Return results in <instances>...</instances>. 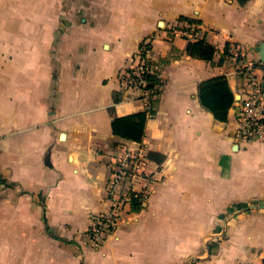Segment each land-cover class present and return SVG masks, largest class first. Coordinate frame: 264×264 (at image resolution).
<instances>
[{
	"label": "crops",
	"instance_id": "0c3cea01",
	"mask_svg": "<svg viewBox=\"0 0 264 264\" xmlns=\"http://www.w3.org/2000/svg\"><path fill=\"white\" fill-rule=\"evenodd\" d=\"M188 25L212 60L188 53L196 39L168 38ZM147 36L160 66L149 107L118 80ZM226 45L259 61L264 0H0V264L259 263L264 141L235 136L242 89ZM218 75L233 95L222 121L197 97ZM149 109L138 140L112 132L115 117ZM120 143L143 148L154 180L94 245L86 231L108 209Z\"/></svg>",
	"mask_w": 264,
	"mask_h": 264
},
{
	"label": "built area",
	"instance_id": "2783aa9c",
	"mask_svg": "<svg viewBox=\"0 0 264 264\" xmlns=\"http://www.w3.org/2000/svg\"><path fill=\"white\" fill-rule=\"evenodd\" d=\"M168 38L182 35L190 40L197 38L191 26H172ZM152 39L143 38L130 57L127 67L119 71L118 80L124 90L138 91L149 102L156 95V85L148 87L149 76L159 77V63L152 59ZM227 57L233 62L234 74L241 82L242 97L237 102L235 136L240 140L264 141V65L246 58L242 47H229ZM146 155L142 147L120 143L108 162L109 177L105 183L108 209L92 216L87 229L90 241L97 245L110 236L119 224L120 217L128 212L133 202L143 204L153 173L144 170ZM142 181L139 189L136 184ZM256 264H264V258Z\"/></svg>",
	"mask_w": 264,
	"mask_h": 264
},
{
	"label": "trees",
	"instance_id": "16d2710c",
	"mask_svg": "<svg viewBox=\"0 0 264 264\" xmlns=\"http://www.w3.org/2000/svg\"><path fill=\"white\" fill-rule=\"evenodd\" d=\"M188 22H192L187 18ZM228 46L224 49V55L228 54ZM215 52V47L199 38L190 42L188 53L192 57L212 60ZM150 82L148 87H152L157 81L155 76H149ZM197 97L200 104L208 109L217 120H225L228 110L231 106L233 95L226 82L224 76L218 75L202 80L198 83ZM154 113V109H149L148 112H139L126 116L115 117L111 122L112 132L121 137L138 140L143 132L144 120L147 115ZM141 203L133 202L132 209H140Z\"/></svg>",
	"mask_w": 264,
	"mask_h": 264
},
{
	"label": "water",
	"instance_id": "95a60500",
	"mask_svg": "<svg viewBox=\"0 0 264 264\" xmlns=\"http://www.w3.org/2000/svg\"><path fill=\"white\" fill-rule=\"evenodd\" d=\"M264 51V50H263ZM260 62H264V52L261 53V56H260V59H259Z\"/></svg>",
	"mask_w": 264,
	"mask_h": 264
},
{
	"label": "rangeland",
	"instance_id": "374dc122",
	"mask_svg": "<svg viewBox=\"0 0 264 264\" xmlns=\"http://www.w3.org/2000/svg\"><path fill=\"white\" fill-rule=\"evenodd\" d=\"M122 219H120L119 223L121 222ZM119 225V224H118ZM87 232V231H86Z\"/></svg>",
	"mask_w": 264,
	"mask_h": 264
}]
</instances>
